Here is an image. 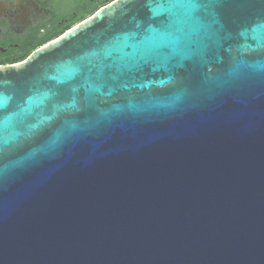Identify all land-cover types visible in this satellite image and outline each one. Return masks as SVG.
Here are the masks:
<instances>
[{"label": "water", "instance_id": "1", "mask_svg": "<svg viewBox=\"0 0 264 264\" xmlns=\"http://www.w3.org/2000/svg\"><path fill=\"white\" fill-rule=\"evenodd\" d=\"M199 2L179 51L114 0L0 65V264H264V0Z\"/></svg>", "mask_w": 264, "mask_h": 264}, {"label": "flooded vegetation", "instance_id": "2", "mask_svg": "<svg viewBox=\"0 0 264 264\" xmlns=\"http://www.w3.org/2000/svg\"><path fill=\"white\" fill-rule=\"evenodd\" d=\"M97 1L100 0H87L86 5H95ZM3 2L15 3L17 0L1 1V3ZM20 3L21 4L16 6V3L11 6H6L4 3L2 4L3 12L0 15V56L14 55L24 49V47H30L35 43L33 38H35L36 35L37 37H41L51 30H55L56 28H54V24L56 22L58 24H61V22H67L69 20L68 16L70 15V12H72V8L77 7L78 10H82L84 8L85 0H21ZM29 5H32L30 7L39 8L41 11L40 17L42 19L37 24L29 28L27 32L22 33L6 27L8 23L13 21L14 17H17L16 13L20 11V8H26V6ZM72 13L75 14L74 12ZM59 17H62L60 23L58 21ZM14 63L17 62L6 64Z\"/></svg>", "mask_w": 264, "mask_h": 264}, {"label": "snow or ice", "instance_id": "3", "mask_svg": "<svg viewBox=\"0 0 264 264\" xmlns=\"http://www.w3.org/2000/svg\"><path fill=\"white\" fill-rule=\"evenodd\" d=\"M173 7L179 6L183 9L182 17L178 12L163 7L153 10L154 15L167 14L164 20V26L159 31H152L149 37L148 46L140 53L138 59L146 61L154 58L153 53L159 49H172L179 51L181 36L178 33L188 30V38L191 39L205 28V4L199 0H190L188 3H180L178 0H168Z\"/></svg>", "mask_w": 264, "mask_h": 264}, {"label": "trees", "instance_id": "4", "mask_svg": "<svg viewBox=\"0 0 264 264\" xmlns=\"http://www.w3.org/2000/svg\"><path fill=\"white\" fill-rule=\"evenodd\" d=\"M84 4V8L82 10H78L76 8H72V12H70V15L68 16L69 20L65 23H62V17H59L58 21L61 24L55 23L54 28L55 30H51L47 34L41 36V37H36L33 38L35 41L34 44H32L30 47H24L20 52L14 54V55H1L0 56V65L6 64V63H11V62H21L25 60L32 51L36 50L37 48L45 45L46 43L50 42L51 40L57 38L58 36L62 35L64 32L75 26L77 23L81 22L82 20L86 19L88 16L93 15L98 9H100L101 6H105L109 4L110 2L114 0H100L95 3V5H86ZM30 40V41H33Z\"/></svg>", "mask_w": 264, "mask_h": 264}, {"label": "rangeland", "instance_id": "5", "mask_svg": "<svg viewBox=\"0 0 264 264\" xmlns=\"http://www.w3.org/2000/svg\"><path fill=\"white\" fill-rule=\"evenodd\" d=\"M0 0V15L2 14V4H6V6H11L12 4L19 5L21 4V0H17L15 3H1ZM6 1V0H4ZM32 5L26 6V8H20V11L16 13L17 17L13 18V21L8 23L6 27L14 29L16 32H27L29 28L33 25L37 24L42 18L40 17L41 11L39 8L30 7ZM34 6V5H33ZM103 7V6H101ZM100 7V8H101ZM15 14V13H14ZM89 17V16H88ZM87 17V18H88Z\"/></svg>", "mask_w": 264, "mask_h": 264}]
</instances>
